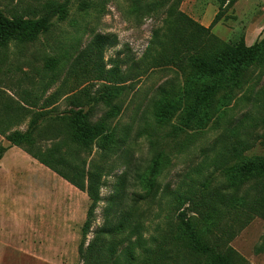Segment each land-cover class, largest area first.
<instances>
[{"label": "rangeland", "instance_id": "374dc122", "mask_svg": "<svg viewBox=\"0 0 264 264\" xmlns=\"http://www.w3.org/2000/svg\"><path fill=\"white\" fill-rule=\"evenodd\" d=\"M46 1L0 0V7L10 18H39L44 12L41 3ZM57 1L68 2V9L53 17L49 31L40 34L36 42L12 43L0 50V101H17L21 93L28 92L29 102L40 98L31 109L37 112L45 98L69 77L72 64L90 41L98 35L106 36L104 64L126 77L127 89L116 100L119 112L110 121V129L121 142L109 157L97 146L91 155H80L81 161L88 162L87 167L90 162L104 167L100 201L88 230L84 229L91 207L87 192L41 164V177L38 183L30 184L29 198L15 200L13 213L0 214V264H113L130 245L137 255L149 247L156 251L155 245L162 243L163 235L170 234L177 219L170 217L163 193L176 189L194 166L212 155L218 138L245 114L252 111L254 117L262 116L259 102L264 90V0H238L227 9H221L220 0ZM176 3L180 11L211 28L225 43L237 45L244 39L257 56L220 124L193 133L191 137L196 138L186 147V134L165 138L168 130H158L153 117L157 89L174 75L176 67L169 64L143 72L140 62L154 34L166 26L169 9ZM220 12L222 17L214 24ZM50 59H59V65L49 66ZM68 82L70 90L78 92L88 86L92 94L100 84L91 80L78 84L74 78ZM55 108L53 115L69 110L68 99L61 96ZM107 111L99 105L93 121ZM28 118L17 129L25 131ZM253 133L256 143L247 155L264 157V124ZM59 141L45 140L43 145L49 147ZM160 150L168 154V163L155 178V186H145L139 177ZM130 212L134 216L122 228L120 222ZM111 246L115 256L107 253ZM230 246L244 258L243 264H264V219L255 218ZM142 258L138 259L140 264H144ZM197 261L187 254L165 260L168 264Z\"/></svg>", "mask_w": 264, "mask_h": 264}, {"label": "trees", "instance_id": "16d2710c", "mask_svg": "<svg viewBox=\"0 0 264 264\" xmlns=\"http://www.w3.org/2000/svg\"><path fill=\"white\" fill-rule=\"evenodd\" d=\"M220 1L221 9H227L238 0ZM178 4L169 9L166 26L154 34L140 62L143 72L169 64L176 67L174 75L157 89L153 117L158 130H168L165 138L176 139V135L186 134V147L196 138L191 137L193 133L220 124L236 88L249 76L257 56L244 39L237 45L225 43L211 28L180 11ZM41 9L44 12L39 18H10L0 7V50L12 43L36 42L40 34L49 31L54 16L67 12L68 2L48 0L41 3ZM221 17L222 12L213 23L217 24ZM107 41L102 35L90 41L72 64L69 77L45 98L37 112L32 113L31 109L40 98L34 97L29 102L28 92L21 93L17 101L13 98L0 101V135L87 192L91 207L85 230L90 228L100 201L104 167L96 162L87 167L88 162L81 161L80 155H91L97 146L109 157L121 142L110 129V121L119 112L116 100L127 89L126 77L104 64ZM59 63V59H50L48 64L55 68ZM70 78L78 84L99 82V89L92 94L86 86L74 92L69 89ZM262 93L259 102L262 116L254 117L252 111L245 114L218 138L212 155L194 166L176 189L163 193L170 217L174 215L177 219L170 234L163 235L162 243L155 245L157 250L144 248L137 255L130 245L122 256L115 257L113 264H140V256L144 264H168L165 262L168 258L176 260L185 254L197 259L198 264H243L244 258L230 242L255 218L264 219V157L247 155L256 143L253 130L264 124V90ZM61 96L68 99L70 109L53 115ZM101 104L108 111L93 121L94 110ZM27 118L26 130L17 129ZM53 139L60 141L44 147L45 140ZM6 150L7 147L0 146V158ZM167 156L163 150L155 153L139 177L142 184L155 186V178L168 163ZM133 216V212L126 214L120 226L126 228ZM107 253L115 256L112 246Z\"/></svg>", "mask_w": 264, "mask_h": 264}, {"label": "crops", "instance_id": "0c3cea01", "mask_svg": "<svg viewBox=\"0 0 264 264\" xmlns=\"http://www.w3.org/2000/svg\"><path fill=\"white\" fill-rule=\"evenodd\" d=\"M1 145L7 147L0 158V214L6 216L9 212L13 213L15 200L29 198L30 184L38 183L41 177V162L22 148L12 145L2 135Z\"/></svg>", "mask_w": 264, "mask_h": 264}]
</instances>
